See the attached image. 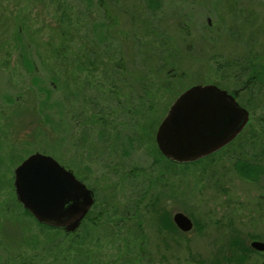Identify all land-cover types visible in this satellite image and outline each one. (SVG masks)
<instances>
[{
    "label": "rangeland",
    "instance_id": "obj_1",
    "mask_svg": "<svg viewBox=\"0 0 264 264\" xmlns=\"http://www.w3.org/2000/svg\"><path fill=\"white\" fill-rule=\"evenodd\" d=\"M250 56L264 57V0H163L154 11L143 0H0V264H264V251L250 247L264 243V171L253 181L233 169L254 157L264 169V73L261 88L248 85ZM84 81L87 105L105 117L101 140L70 116ZM203 82L237 90L250 124L217 154L175 164L155 132L171 103ZM80 100L73 107L83 115ZM112 132L132 146L134 135L135 150L116 152L108 170L101 144ZM35 152L94 188L92 215L105 202L93 233L66 235L25 212L14 169ZM161 178L166 192L146 189ZM132 182L136 222L123 228L134 235L112 223ZM163 208L186 214L191 230H162Z\"/></svg>",
    "mask_w": 264,
    "mask_h": 264
},
{
    "label": "water",
    "instance_id": "obj_2",
    "mask_svg": "<svg viewBox=\"0 0 264 264\" xmlns=\"http://www.w3.org/2000/svg\"><path fill=\"white\" fill-rule=\"evenodd\" d=\"M249 112L226 90L214 84H198L184 90L161 121L156 142L164 156L176 162L198 160L233 140L249 120ZM15 194L24 209L41 224L78 227L93 202L92 191L52 156L40 152L28 155L14 169ZM174 222L189 231L193 222L183 212ZM264 251V243L250 242Z\"/></svg>",
    "mask_w": 264,
    "mask_h": 264
},
{
    "label": "flooded vegetation",
    "instance_id": "obj_3",
    "mask_svg": "<svg viewBox=\"0 0 264 264\" xmlns=\"http://www.w3.org/2000/svg\"><path fill=\"white\" fill-rule=\"evenodd\" d=\"M149 9V8H148ZM150 10V9H149ZM87 60V59H86ZM86 68H88V67H86ZM88 73V70H86V74ZM198 84H207V83H197V84H192V85H190L189 87H191V86H194V85H198ZM212 84V83H211ZM215 85V84H214ZM88 85H87V82L86 81H84L83 82V85L81 86V88H76V91H75V97H73L74 99H71L70 101H71V105H70V107H71V109H70V116L71 117H73V118H75L77 115V113L81 116L80 118L82 119V121H84V123H87V124H90L91 126H90V128L91 127H93V128H96V129H98V131H95V130H92V133H91V137H96L97 138V136H96V132L100 135V140H101V137H103V127H104V125H103V123H105V117H103V115H101L100 117H99V114L97 115V113H96V115H95V112H97V110H96V106H88L87 104L89 103V98L87 97V95H86V91L89 93V91H88V87H87ZM188 87V88H189ZM219 87V86H218ZM188 88H186V89H188ZM220 88V87H219ZM185 89V90H186ZM221 89H223V88H221ZM229 94H231V95H233L234 96V98H235V100L242 106V107H245V106H243V104L239 101V100H237L238 99V94H239V92L237 91V90H234V91H228V90H226ZM78 97H81V99L82 100H80V102L82 103V105L83 104H85L86 103V106H88L87 108H88V111L86 110V114H81V112H78V111H76V109H75V107H73V104L75 103V101H76V99ZM153 103V102H152ZM152 103H149V104H147L149 107L152 105ZM172 104V103H171ZM169 106V105H168ZM100 107V110L103 108V107H101V106H99ZM170 107V106H169ZM99 109V108H98ZM169 109V108H168ZM99 112V111H98ZM113 112H116V108L114 107V110H113ZM167 112H168V110H167ZM166 112V113H167ZM166 113H165V115H166ZM95 115V116H94ZM78 117V116H77ZM165 117V116H164ZM163 117V118H164ZM109 118V117H108ZM110 118H111V122H110V127L112 128V130L114 129V128H116V126L119 124L120 125V122L118 123L117 121H115V117L113 116V117H111V115H110ZM163 118H162V120H163ZM78 119H79V117H78ZM160 125V124H159ZM159 125H158V127H159ZM158 127H157V129H158ZM246 127V126H245ZM245 127L242 129V131H240V133L233 139V140H231L230 142H228L226 145H224L223 147H221L220 149H218V150H216L215 152H213V153H210L208 156H210V155H212V154H217L219 151H222L223 149H225V148H227V145H230L231 143H233V141L235 140V139H238V137L243 133V131L245 130ZM121 128H116V131L117 132H119L118 130H120ZM87 130H90V129H86V131ZM156 132H157V130H156ZM156 132H155V135H156ZM154 135V136H155ZM123 136H125V135H116L114 132H112L111 133V135H109V134H107V139L105 140H102V142L104 143V145L103 144H101L102 145V147H101V149H103L104 151V154H106L107 155V160H108V164H109V169L108 170H111V169H113V165L116 163V157H115V154H116V152H118V153H120L121 151H123V154L125 155V156H128V153H130V152H132V151H134L135 150V140H134V135H132V137H128V140L129 139H131V140H129V141H132L134 144H133V146L131 145V144H126L127 142H125V144L124 143H122L121 141H122V138H124ZM155 141H156V136H155ZM120 143H122L123 145L121 146V144ZM156 144H157V142H156ZM157 146V145H156ZM157 148H158V150H159V153L162 155V157H164L166 160H168V161H170L169 160V158L168 157H166V156H164V154L160 151V149H159V147L157 146ZM124 150H125V153H124ZM208 156H206V157H208ZM103 158V157H102ZM204 158V157H203ZM244 159H247V158H244ZM101 160V158L99 159V161ZM237 160V159H236ZM98 161V162H99ZM171 162H173V161H171ZM235 162V161H234ZM173 163H175V162H173ZM234 164V163H233ZM95 165V164H94ZM119 165V164H118ZM98 167L100 166V167H102L103 165H102V163L101 162H99L98 163V165H97ZM67 170H70L73 174H74V176L79 180V181H81L85 186H86V188H88L89 190H91L92 191V198H93V202H92V204L90 205V207H89V209H88V211L87 212H85V215L83 216V218L81 219V221H80V223H78L79 225H78V227L77 228H75V230H73V231H70V232H68V231H65V229L62 227V228H60V229H62L63 230V232H66L67 234L66 235H73V234H88V233H93V231H95V228L96 227H94L95 226V224H94V222H95V215H98L99 216V218L100 217H102V216H104L105 214H106V211H107V209H106V206H105V202H101V203H99V206H98V210H97V212L98 213H96L95 215H92L93 214V210H94V207H95V202L94 201H96L95 200V191H94V188L91 186V185H89V184H87V183H85V179H83V178H81V179H79L78 177H77V175L75 174V172L73 171V169H71L70 167H67V166H64ZM87 168V167H86ZM98 169V168H97ZM233 169H234V167H233ZM261 169V168H260ZM96 172H97V170H95ZM263 171H264V169L262 168V170H260V174L258 175V177H257V179L260 177V179L263 177ZM92 172V171H91ZM134 172V169H132L131 168V170L128 172L129 173V176L130 177H132V178H135L133 175H132V173ZM91 175H92V173H91ZM256 179V180H257ZM253 181H255V180H253ZM149 184V185H148ZM148 186H146V189H148V190H151V191H154L155 190V188L158 186V185H161L162 184V189H165V182H164V180L161 178V179H159V180H154V181H150V180H148ZM129 188H130V190H129V192H128V194L126 195V197H124V202H123V205L121 206V207H119L118 205H116L114 208H113V210L114 211H117V212H114V211H112V213L114 214V216H118V217H116V218H114L113 220H112V223H115V222H118V226H119V228H122V230H125L127 233H129L130 235H134V230H133V228H132V226L131 227H127V228H123V226H125L126 225V222H131L130 220L131 219H134L135 220V222H136V213L135 212H133V210H132V207L134 206V210H136V208H138V202L136 201V198H135V188H136V183L135 182H132L131 183V185L130 186H128ZM161 189V192L163 193V192H166L167 191V188L165 189V190H162ZM133 200L135 201L134 203H135V205H134V203H133ZM165 208V207H164ZM163 208V209H164ZM119 211V212H118ZM121 211V212H120ZM177 212H181V211H176V212H174V213H172V214H169L167 211H166V209H164V212H163V214H161V216H160V222H161V225H162V227H163V229L162 230H164L165 232H167V233H169V232H172V233H175V235L177 236V235H179L178 233L179 232H185V231H182L181 229H179V227L176 225V223L174 222V219H172L173 217H174V214L175 213H177ZM122 213V214H121ZM120 214V215H119ZM97 217V216H96ZM98 218V217H97ZM98 218V219H99ZM135 222H133V223H135ZM131 224V223H130ZM97 229V228H96ZM82 230V231H81ZM121 230V231H122ZM79 232H81V233H79ZM180 236V235H179ZM263 252V251H262ZM204 264H215L214 262H212L211 260H209V261H204Z\"/></svg>",
    "mask_w": 264,
    "mask_h": 264
},
{
    "label": "trees",
    "instance_id": "obj_4",
    "mask_svg": "<svg viewBox=\"0 0 264 264\" xmlns=\"http://www.w3.org/2000/svg\"><path fill=\"white\" fill-rule=\"evenodd\" d=\"M145 7L149 8L150 10H158V8L161 7L163 0H143ZM247 67L250 71V73H254L256 75H252L251 78H249V83H251V86L254 88H261L263 86V81H259L256 77L260 73H264V57L263 58H256L254 56L248 57ZM263 60V61H262ZM260 71V73H259ZM247 86V84H245ZM252 88V89H254ZM254 108V107H253ZM250 124V121L247 122L246 127ZM245 127V128H246ZM259 157H254V159L248 160L244 158H237V160L234 162L233 167L237 174H240L243 177L249 178L251 180H256L258 175L260 174V170H262V162H260ZM192 163V162H190ZM185 164V163H183ZM261 168V169H260ZM25 212L29 215H31L27 210ZM42 225V224H41ZM46 226V225H43ZM237 245H234L233 247H236ZM245 251L250 250L251 248L244 247ZM252 250V249H251Z\"/></svg>",
    "mask_w": 264,
    "mask_h": 264
}]
</instances>
